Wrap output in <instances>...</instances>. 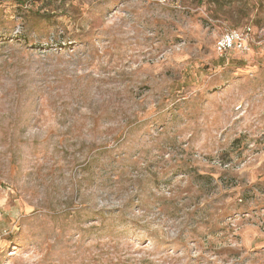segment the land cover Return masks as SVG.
Returning <instances> with one entry per match:
<instances>
[{"label":"rangeland","instance_id":"1","mask_svg":"<svg viewBox=\"0 0 264 264\" xmlns=\"http://www.w3.org/2000/svg\"><path fill=\"white\" fill-rule=\"evenodd\" d=\"M0 264H264V0H0Z\"/></svg>","mask_w":264,"mask_h":264},{"label":"built area","instance_id":"2","mask_svg":"<svg viewBox=\"0 0 264 264\" xmlns=\"http://www.w3.org/2000/svg\"><path fill=\"white\" fill-rule=\"evenodd\" d=\"M251 40V28L245 26L242 29L230 28L225 30L215 42V51L219 56H227L233 51L245 52L249 49Z\"/></svg>","mask_w":264,"mask_h":264}]
</instances>
